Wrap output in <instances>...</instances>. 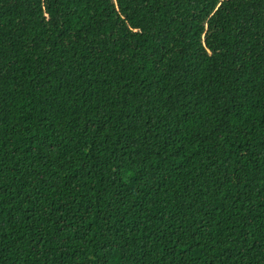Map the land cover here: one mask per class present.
Segmentation results:
<instances>
[{"label":"trees","instance_id":"trees-1","mask_svg":"<svg viewBox=\"0 0 264 264\" xmlns=\"http://www.w3.org/2000/svg\"><path fill=\"white\" fill-rule=\"evenodd\" d=\"M0 264H264V0H0Z\"/></svg>","mask_w":264,"mask_h":264}]
</instances>
